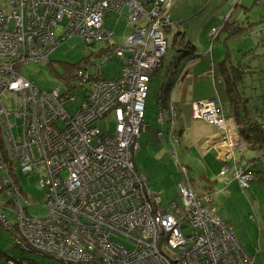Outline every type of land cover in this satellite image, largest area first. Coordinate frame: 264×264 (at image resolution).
I'll return each instance as SVG.
<instances>
[{
    "label": "built area",
    "instance_id": "obj_1",
    "mask_svg": "<svg viewBox=\"0 0 264 264\" xmlns=\"http://www.w3.org/2000/svg\"><path fill=\"white\" fill-rule=\"evenodd\" d=\"M174 1L0 0V138L2 134L1 142L24 174L43 170L40 186L48 208L46 217L29 216L31 203L11 177L5 183L12 200L7 205L0 201V224L19 235L18 245L29 254L58 264H255L234 230L218 216L212 194L199 195L193 188L186 167L180 184L182 203L171 201L164 211L163 193L152 189L133 160L141 149L139 140L150 129L146 104L152 76L168 49ZM238 3L235 0L231 10ZM110 12L128 19L130 34L121 45L106 25ZM225 21L211 30L212 42ZM58 27L65 36L57 39ZM74 37L89 50H106L108 61L117 57L121 70L105 79L103 64L93 67L95 72L81 69L78 78L89 88L84 102L71 113L65 107L75 99L71 89L41 90L21 77L20 69L27 63L50 64L61 41ZM158 100L157 123L166 125L167 106L169 139L175 145L179 140L172 93L165 102ZM192 116L221 132L228 129L219 98L194 102ZM111 120L113 132L98 127ZM15 128L21 130L19 135ZM157 138H163L162 130ZM229 146L232 151L239 143ZM252 165L235 167L234 177L243 189L255 179L249 171ZM229 169L224 167L220 174ZM7 211L13 213L14 225Z\"/></svg>",
    "mask_w": 264,
    "mask_h": 264
},
{
    "label": "rangeland",
    "instance_id": "obj_2",
    "mask_svg": "<svg viewBox=\"0 0 264 264\" xmlns=\"http://www.w3.org/2000/svg\"><path fill=\"white\" fill-rule=\"evenodd\" d=\"M255 1L239 0V5L232 10L231 6L235 0H175L171 5L172 8L170 7L175 26L173 24V28L166 33L168 49L159 69L152 76L146 104V121L150 124L149 131L162 130L163 138L157 141L156 138H151L149 134H143L139 140L141 149L133 156L137 170L148 178L152 189L163 193L162 208L164 211L169 210V203L175 199H178L180 204L182 203L180 184L185 181V175L181 171V165L193 164L196 170L200 167L197 154H194L193 157L190 149H188L185 156L182 147L191 148L193 135L197 137L198 134H202L203 138H208L213 134L214 129L217 130L213 124L208 122L196 124L187 121V138H179V142L173 145L169 139L171 112L167 106L163 111L166 125L161 127L157 123L160 113L158 98L160 96L165 98L170 95V93L165 95L164 85L168 84L171 89H176V99L178 89L184 82L182 78L188 75L187 69L206 56L209 57V62L210 60L212 62L213 56V59L217 60L218 77H214V73H212L211 78L198 83V85L203 83L210 87V90H202L203 96L209 95L215 92L214 80L218 79L220 87H224L221 85L223 76L220 73V63L228 58L229 64L234 62V65L239 66L244 73L248 70L251 71L248 73L249 75L244 74V83L241 82L239 89L245 92L247 96L256 97L254 103L258 105L264 117V98L260 97L264 93V61H262L264 59L260 58L262 49L257 52L259 57L255 55V52L250 53V50L258 44L259 29H264V3L259 5ZM230 12L232 13L231 21L241 24L237 29L236 36L230 37L227 31H223L212 42L211 30L213 28L218 29ZM105 21L107 26L114 30L116 43L118 45L125 43L130 34L127 17L121 13L110 12L106 15ZM59 35L65 36L63 27L55 29L57 39ZM107 54V51L100 47H94L92 50L87 49L81 38H66L61 41L59 47L51 55L50 60L52 62L50 64L27 63L21 67L20 75L34 82L41 90L51 91L56 87L64 90L71 89L69 94L75 99L68 101L65 107L73 113L84 102L89 84L82 86L78 77L75 79L65 78L68 76V72L65 71V63L76 64V66L80 64L76 68V72L83 68L95 72L92 67L98 69V65L101 64H103V72L119 70L120 65L117 57L111 56L112 61H108V58H105ZM239 61H242L241 65H237ZM208 63H198L195 67L197 70H204L205 67H208ZM187 81H189L188 77L185 82ZM188 89L189 86L185 88L184 94ZM224 92L228 95L226 89ZM6 107L13 109V106L7 104ZM181 120L179 117L176 118V125L179 124L178 132L181 130ZM98 127L102 131L113 132L115 123L112 120L108 123L101 121L98 123ZM262 127L264 129V125ZM20 133L21 130L15 128V134L19 135ZM1 139H3L2 134ZM251 144H246L245 141L239 144L234 159L226 166V168H230L226 177H221L222 175L215 177L211 174L207 179L214 190L213 204L218 207L220 216L233 225L245 252L251 258H255V264H264V180L251 183V186L249 185L244 189L236 187L237 185H230L232 180H227L234 177L236 161L249 160L264 154V148L261 149L257 146L256 149H252ZM244 147L245 149H243ZM14 174H16L17 183L25 197L31 203L28 215L32 218L46 217L48 208L43 202L45 192L40 186L41 176L37 173L23 174L20 169H17ZM192 176L190 178H193ZM5 177V173L0 170V184L4 183ZM8 192L2 187L0 201L3 203L8 199ZM22 204H25L24 201ZM6 214L9 221L14 225L13 213L7 211ZM13 246L14 241L11 232L1 227L0 263L6 259V252L13 250ZM13 252L17 257L21 256L18 250ZM37 260L39 264H58L57 261L48 257H37Z\"/></svg>",
    "mask_w": 264,
    "mask_h": 264
},
{
    "label": "crops",
    "instance_id": "obj_3",
    "mask_svg": "<svg viewBox=\"0 0 264 264\" xmlns=\"http://www.w3.org/2000/svg\"><path fill=\"white\" fill-rule=\"evenodd\" d=\"M170 13H171V9H170ZM171 18L173 20L172 15H171ZM238 24H240V23H238ZM174 26H175V24H174ZM172 28H173V26H172ZM213 58L214 57L212 56V62H211V60L209 62V57L206 56V57L202 58L201 60H199L198 62H196L191 68L187 69L186 72L188 75H186V73H185L186 76L182 78V81H184V82L182 83L183 85L180 86V89H178L179 92H178L176 99H175V95L177 93V92L175 93L176 89L175 88L171 89V87L168 84L164 85L165 95L172 93L173 105L175 107L177 117L182 119L181 123H180L181 130L179 132H178L179 124L176 125L177 126L176 131H177L178 139L183 138V137L187 138V135H188V130H187L188 125L186 123L187 121H192L193 123H196V124L197 123L201 124L202 122H205L203 120H197L192 116V104L194 102L205 100V99H211V98L215 97V98H219L222 106L224 104H226L224 107L227 108L226 106L228 104V96L224 92V89H226V87L224 85L225 84L224 83V77L221 80V85L224 87H220L219 81H218V79H216V80H214L215 92H213L209 95H206V96H203L202 90H204V89L210 90V87L208 85L203 84V83H202V85H198V83L203 82V80H208L209 78H211L212 73H214V77H218L217 60L213 59ZM109 61H112V58ZM203 62H205L206 64L209 62L208 67H205L204 70H200V69L197 70L195 65L198 63H203ZM118 64L120 65V63H118ZM210 65H211V67H210ZM120 70H121V65H120L119 70H116V71L111 70L108 72L111 74H115L114 77H116L118 75V73L120 72ZM103 73L104 72L102 71L101 72L102 78H103ZM187 77H188L189 81L185 82ZM178 84H180V83H178ZM187 86H189V89L186 91V94H184L185 88ZM197 89H199V90H197ZM226 117L229 121L228 122V129L226 132H224V131L221 132L218 129L216 130L213 128L214 131L210 137L203 138L202 134H198L197 137H194V135H193V138H192L193 141H192V144L190 145L191 148L182 147L183 155L186 156L188 149H190V153L193 157H194V154H197V156L199 157L198 162L200 163V167L198 168V170H196V168L193 164L190 165L188 163L187 165H185V164L181 165V171H182V167H186L189 171V177H191V175H193L192 176L193 178H190V181H191L193 188L196 190V192L199 195L212 194V198H213V196H214L213 191L214 190L212 188V185L209 183V180L207 179V177H210L211 174L215 175V177L217 175L221 176L220 173H221L222 169L224 167H226L227 164L231 160L234 159L235 152L238 151V149L231 151V147L229 145L231 143H234V142H238L239 144L242 142L240 135L238 133V127H237L234 119L231 117V114H228L226 112ZM157 132L158 131H151V132L148 131L146 134H149V136H151V138L153 137V138H156L157 141H160L161 139L159 140L157 138ZM227 135L229 136V139H227ZM243 149H245V147ZM252 159H254V158H250L249 160L243 159L242 161H236V164L244 165ZM179 161H180V159H179ZM221 177H226V175L221 176ZM227 180H232L231 183L228 182V183H230V185H235V186L237 185L236 187L242 188L240 183L238 182V180L235 179V177H233L232 179H227ZM260 180H263V179L257 178V180H255L254 182H257ZM254 182H252V183H254ZM173 201L180 204V201H178V199H175ZM181 201H182V195H181ZM213 202H214V200H213ZM218 216L221 219H223L222 216H220L219 209H218ZM223 220L234 230L233 225H231L225 219H223ZM234 232L236 233V231H234Z\"/></svg>",
    "mask_w": 264,
    "mask_h": 264
},
{
    "label": "trees",
    "instance_id": "obj_4",
    "mask_svg": "<svg viewBox=\"0 0 264 264\" xmlns=\"http://www.w3.org/2000/svg\"><path fill=\"white\" fill-rule=\"evenodd\" d=\"M239 5V3L237 4ZM237 5L235 7H237ZM232 14L230 15L229 19L225 21L224 26L222 27V31H227L230 37H235L237 33V29L240 27L241 24L234 23L231 21ZM107 25V24H106ZM108 27V26H107ZM112 29V28H111ZM258 32V44L254 49H251L250 53H254L257 56V52L259 49H262V55L260 58L264 59V29H259ZM220 40V39H219ZM259 57V56H257ZM261 59V60H262ZM264 61V60H262ZM52 62V61H51ZM242 61H239L237 65H241ZM80 64L76 66V64H67L65 63L66 70L68 72V76H65V78H71L75 79L79 76V72H76V68L79 67ZM250 68V66H249ZM220 73L224 77V85L226 87V92L228 96V104L227 108L223 106V111L226 114H231V117L234 119L237 127H238V133L240 135V138L242 142L245 141L246 144L252 143V149H256L257 146L259 148H264V117L263 113L259 110V107L255 102L254 98L252 96H247L245 92H242L240 88L241 82L244 83V74L251 73V71H245V73L241 70L239 66H235L234 62L229 64V59L227 58L226 61H223L220 63ZM249 75V74H248ZM115 74H111L109 72L103 73V78L110 79L113 78ZM63 77V76H61ZM245 88V86H244ZM168 97V95H167ZM167 97L163 98V96H160L159 99L163 100L164 102L167 100ZM260 97L264 98V93L260 95ZM167 103V102H166ZM164 103V105L166 104ZM166 107V106H165ZM0 156H1V165H6V168H1L2 172L5 173V180L10 179L11 177L17 181V177H15L16 174H14L17 169L21 170L20 163L18 161L12 160L11 155L9 154V151L6 150L5 145L1 142L0 138ZM249 162L253 163L252 167L250 168V172H252L255 175V180L263 179L264 180V154L260 155L258 158H254L250 160ZM22 172V170H21ZM23 173V172H22ZM31 173H37L41 176L40 181L43 177V170H39L37 172H31ZM24 174V173H23ZM30 174V173H28ZM27 174V175H28ZM253 181V182H254ZM3 188H5L7 191H9L8 184L3 183ZM1 193V189H0ZM9 193V192H8ZM7 201L5 204L12 199L8 195ZM1 228V224H0ZM12 234V233H11ZM19 235L15 236L12 234L14 246L13 250L11 252H6V259L0 263V264H7V260H13L19 264H39L37 257L35 255H31L28 252H26L23 248H21L18 245V237ZM20 238V237H19ZM14 250H18L20 252V257H17L15 255ZM28 261V262H25Z\"/></svg>",
    "mask_w": 264,
    "mask_h": 264
},
{
    "label": "bare ground",
    "instance_id": "obj_5",
    "mask_svg": "<svg viewBox=\"0 0 264 264\" xmlns=\"http://www.w3.org/2000/svg\"><path fill=\"white\" fill-rule=\"evenodd\" d=\"M264 3V1L263 2H261V3H258V0H256V4H259V5H261V4H263ZM221 27V26H220Z\"/></svg>",
    "mask_w": 264,
    "mask_h": 264
},
{
    "label": "water",
    "instance_id": "obj_6",
    "mask_svg": "<svg viewBox=\"0 0 264 264\" xmlns=\"http://www.w3.org/2000/svg\"><path fill=\"white\" fill-rule=\"evenodd\" d=\"M226 18L228 19V16H227ZM227 19H226V20H227ZM214 98H215V97H214Z\"/></svg>",
    "mask_w": 264,
    "mask_h": 264
},
{
    "label": "clouds",
    "instance_id": "obj_7",
    "mask_svg": "<svg viewBox=\"0 0 264 264\" xmlns=\"http://www.w3.org/2000/svg\"><path fill=\"white\" fill-rule=\"evenodd\" d=\"M236 6V5H235Z\"/></svg>",
    "mask_w": 264,
    "mask_h": 264
}]
</instances>
